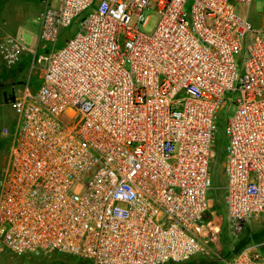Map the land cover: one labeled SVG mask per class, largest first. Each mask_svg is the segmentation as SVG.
I'll use <instances>...</instances> for the list:
<instances>
[{"label": "built area", "instance_id": "2783aa9c", "mask_svg": "<svg viewBox=\"0 0 264 264\" xmlns=\"http://www.w3.org/2000/svg\"><path fill=\"white\" fill-rule=\"evenodd\" d=\"M58 1L40 13L39 40L53 48L32 50L39 87L10 100L19 119L0 175V254L191 260L217 229L208 193L228 91V219L239 232L264 218V29L237 10L254 0ZM147 9L157 15L150 33ZM28 49L22 35L0 36L9 66ZM221 261L264 264V253L250 246Z\"/></svg>", "mask_w": 264, "mask_h": 264}, {"label": "rangeland", "instance_id": "374dc122", "mask_svg": "<svg viewBox=\"0 0 264 264\" xmlns=\"http://www.w3.org/2000/svg\"><path fill=\"white\" fill-rule=\"evenodd\" d=\"M190 5V2L186 5L187 10H189ZM237 10L250 21L254 29H264V0H254L250 5L237 3ZM88 14L89 11H85L78 16L69 27L64 28L61 31L60 37L54 48H61L66 40L80 29L82 19ZM145 15H151V18L142 30L150 33L153 31L157 22V15L152 9H147ZM25 35L27 45L30 46L31 44L35 47L37 41L36 36L38 37V35H31L29 33ZM41 42L42 44L39 46L38 54L44 53L53 48V44L45 41ZM235 60L238 64L240 73H242L245 51H236ZM1 66L5 67L3 63ZM9 68H13V66ZM40 70V65L34 60V53H31L29 61L24 67V74L26 76L25 82L29 83L33 92L37 90L40 84ZM14 81L18 82L16 79ZM5 83L9 86L7 81ZM236 95L237 93L235 91H228L226 93V101L218 114L219 130L216 135V144L213 150L212 160L213 187L208 193L211 203L209 216L215 221L217 229L212 232L214 234L212 240H209L208 235L202 236L203 250L192 258L193 261H199L200 263L205 264H224L221 260H228L234 257L235 254L238 253V249H240L241 245H243V249L250 246H256L262 253H264V218L250 220L239 232L233 231L228 219L225 200V185L227 179L223 170L225 150L228 144L225 127L227 118L235 112ZM5 152L7 153L5 150L2 152L0 151V175L5 164ZM43 262H48V264H87L73 255H66L58 252H41L24 256H17L12 253L0 254V264H43Z\"/></svg>", "mask_w": 264, "mask_h": 264}, {"label": "crops", "instance_id": "0c3cea01", "mask_svg": "<svg viewBox=\"0 0 264 264\" xmlns=\"http://www.w3.org/2000/svg\"><path fill=\"white\" fill-rule=\"evenodd\" d=\"M48 2L59 6L58 0H0V36L6 34L22 35L27 44L25 34L38 35V37L36 36V46L33 47L31 44L30 46L27 45L29 49L23 52L21 60L17 64L12 65L13 68H9L12 66L7 65L0 55V151H7L4 156V166L9 159L13 139L12 133L19 119L10 100L15 97H20L25 87L29 85L28 82H25L24 67L29 61L31 53H34L32 50L38 52L39 46L42 44L39 40L41 27L40 13ZM2 63L5 67L1 66ZM41 75L42 72H40V82ZM15 79L18 82H15ZM6 81L9 83V86L6 85Z\"/></svg>", "mask_w": 264, "mask_h": 264}, {"label": "trees", "instance_id": "16d2710c", "mask_svg": "<svg viewBox=\"0 0 264 264\" xmlns=\"http://www.w3.org/2000/svg\"><path fill=\"white\" fill-rule=\"evenodd\" d=\"M242 246L243 245L240 246V249H238V252L243 249ZM76 258L78 259L79 257H76ZM79 260L83 261L84 263H87V264H92L89 260H86V259L79 258ZM192 261L193 260L191 259L189 261L182 262V263H168V264H205V263H200L199 261H193V262ZM43 264H48V262H46V263L43 262Z\"/></svg>", "mask_w": 264, "mask_h": 264}]
</instances>
